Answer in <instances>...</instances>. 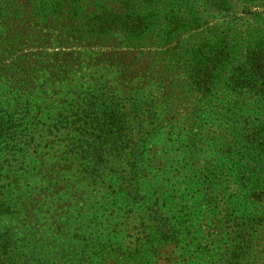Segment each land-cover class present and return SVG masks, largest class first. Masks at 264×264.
<instances>
[{"label": "trees", "instance_id": "trees-1", "mask_svg": "<svg viewBox=\"0 0 264 264\" xmlns=\"http://www.w3.org/2000/svg\"><path fill=\"white\" fill-rule=\"evenodd\" d=\"M256 236L264 0H0V264H240Z\"/></svg>", "mask_w": 264, "mask_h": 264}, {"label": "rangeland", "instance_id": "rangeland-1", "mask_svg": "<svg viewBox=\"0 0 264 264\" xmlns=\"http://www.w3.org/2000/svg\"><path fill=\"white\" fill-rule=\"evenodd\" d=\"M219 229L214 230L213 239L217 240V231L226 229L221 225V221L216 219ZM225 231V230H224ZM252 244L248 249H242L240 256V264H264V237L256 236L252 238ZM217 245V244H213ZM179 242H170L160 246L159 252L155 258L154 264H178L179 262ZM217 250L216 246L211 247L212 253ZM205 264V263H204Z\"/></svg>", "mask_w": 264, "mask_h": 264}]
</instances>
